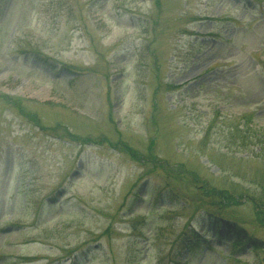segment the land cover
<instances>
[{
  "label": "rangeland",
  "instance_id": "374dc122",
  "mask_svg": "<svg viewBox=\"0 0 264 264\" xmlns=\"http://www.w3.org/2000/svg\"><path fill=\"white\" fill-rule=\"evenodd\" d=\"M0 264H264V0H0Z\"/></svg>",
  "mask_w": 264,
  "mask_h": 264
},
{
  "label": "trees",
  "instance_id": "16d2710c",
  "mask_svg": "<svg viewBox=\"0 0 264 264\" xmlns=\"http://www.w3.org/2000/svg\"><path fill=\"white\" fill-rule=\"evenodd\" d=\"M37 125H40V123L38 122V121H34ZM41 126V125H40ZM41 127H43V126H41ZM44 128V127H43ZM69 136H71L69 139L70 140H72V141H76V142H81L82 144H88V143H93V142H95V143H98V144H103V141H96V140H94V139H92V138H78V137H74V136H72V135H69ZM236 231H238V230H236ZM240 232H238V234H239ZM239 235H241V234H239Z\"/></svg>",
  "mask_w": 264,
  "mask_h": 264
}]
</instances>
